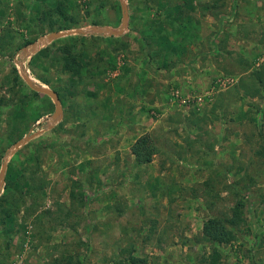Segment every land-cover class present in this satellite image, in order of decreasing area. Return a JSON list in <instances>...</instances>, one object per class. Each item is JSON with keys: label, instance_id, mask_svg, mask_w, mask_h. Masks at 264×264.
<instances>
[{"label": "rangeland", "instance_id": "1", "mask_svg": "<svg viewBox=\"0 0 264 264\" xmlns=\"http://www.w3.org/2000/svg\"><path fill=\"white\" fill-rule=\"evenodd\" d=\"M237 2L124 0L122 34L54 40L39 50L45 69L29 51L53 32L52 9L77 23L62 31L117 30L121 2L0 0V169L15 142L40 132L8 158L5 183L19 189L33 173L45 185L23 195L10 234L0 228L3 264H198L216 248L204 221L239 202L245 222L217 246L218 264H264V83L252 79L264 82V38L235 34ZM69 45L84 68L74 86L54 62ZM23 72L61 94L50 129L54 102ZM145 134L157 152L140 165L131 147Z\"/></svg>", "mask_w": 264, "mask_h": 264}, {"label": "trees", "instance_id": "2", "mask_svg": "<svg viewBox=\"0 0 264 264\" xmlns=\"http://www.w3.org/2000/svg\"><path fill=\"white\" fill-rule=\"evenodd\" d=\"M61 3L62 2L59 1V4ZM52 12H54L58 16V18H62V23L59 26L54 27L56 22H58V18H50L48 21H46L49 31L54 32L67 30L72 28L74 24H76L77 26V23H73L75 22V20H73V17H69L67 10L65 11L63 10V8H54L52 9ZM95 24L97 23L93 22V25ZM77 38L69 37L66 40L76 41L78 40ZM74 45H69L63 50V52L56 54V60L54 61L59 65L62 73L69 75L72 83L71 86L75 85L76 79L82 78L81 76L83 75L84 69L78 59V55L75 53ZM47 53L48 50L46 48L42 49L32 57L30 64L37 66L38 68L40 67L47 69V67L45 66V63L47 62ZM261 70L264 71V66ZM262 74V72H256L252 75V79L257 80L258 84H262L264 83ZM15 78L17 79V81H19V83H22V80L18 75ZM39 79L43 83L48 84V80H46L45 78L39 77ZM54 91L58 94L60 99L61 94H59L57 90ZM156 152L157 149L153 142V139L150 135L147 134L138 137L131 147V154L133 155L135 162L140 165L150 164ZM30 176V183L28 182V180L25 181L19 186V189H16L14 187V183L10 182L9 179H6L4 193L0 196V228L9 234L11 233V227H13V217H15V215L19 212L22 205L25 204L24 196L27 194L28 198H37L40 194H44L45 185L43 184V182L41 181L40 184L38 182V179L34 180L33 173ZM23 185L26 186V189H23L21 187ZM243 207V202L236 203L231 208L230 216L211 217L204 221L201 232L202 236L210 244L216 246V248L212 249V253H210L209 256L202 257L198 264H218L220 259L218 247L228 245L235 241L237 229H239L240 225L245 222L243 217ZM6 252L7 247L1 246L0 264H3L2 257L6 255ZM129 262L130 264H138L142 261L131 258Z\"/></svg>", "mask_w": 264, "mask_h": 264}, {"label": "water", "instance_id": "3", "mask_svg": "<svg viewBox=\"0 0 264 264\" xmlns=\"http://www.w3.org/2000/svg\"><path fill=\"white\" fill-rule=\"evenodd\" d=\"M121 2V11H122V21L121 26L117 30H113L110 27L102 26V27H90L87 29H75V30H68V31H57L52 32L47 35L40 36L36 41L30 44V51L29 54H34L38 52L42 47L49 45L51 42L57 39H61L64 37H69L73 35H102V36H118L123 33L125 30L127 23H128V9L126 4L124 3V0H119ZM22 62L19 64L21 65ZM24 82L28 86L29 89L34 91L35 93L43 94L48 97H50L55 105L54 112L51 116L48 117L46 122H48L50 125L48 126V129L52 127L53 124H55L58 119L62 116V106L61 101L59 99L58 94L53 91L52 89H49L47 87L39 86L36 83H34L28 76L26 72H23ZM40 134V132L36 134H28L27 136L23 137L22 139L18 140L13 144V146L7 151V155L2 163L1 169H0V193L3 188V185L5 184V172L7 168V161L8 158L13 156L15 152H17L21 147H23L30 139L35 137L36 135Z\"/></svg>", "mask_w": 264, "mask_h": 264}, {"label": "crops", "instance_id": "4", "mask_svg": "<svg viewBox=\"0 0 264 264\" xmlns=\"http://www.w3.org/2000/svg\"><path fill=\"white\" fill-rule=\"evenodd\" d=\"M236 24L240 25L236 26L235 34L245 36L244 42L254 45L256 36L258 39L264 38V0H238ZM255 27L259 29L256 30Z\"/></svg>", "mask_w": 264, "mask_h": 264}, {"label": "built area", "instance_id": "5", "mask_svg": "<svg viewBox=\"0 0 264 264\" xmlns=\"http://www.w3.org/2000/svg\"><path fill=\"white\" fill-rule=\"evenodd\" d=\"M172 95H173V94H172ZM174 95H176V97H177L178 93H175Z\"/></svg>", "mask_w": 264, "mask_h": 264}]
</instances>
